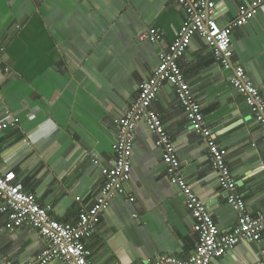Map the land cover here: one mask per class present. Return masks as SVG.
I'll use <instances>...</instances> for the list:
<instances>
[{"label": "crops", "instance_id": "0c3cea01", "mask_svg": "<svg viewBox=\"0 0 264 264\" xmlns=\"http://www.w3.org/2000/svg\"><path fill=\"white\" fill-rule=\"evenodd\" d=\"M214 2V17L227 26L250 0ZM185 17L178 0H0V120L20 118L18 126L0 132V170L15 171L55 219L76 223L81 207L95 204L105 185L102 169L115 162L118 119L137 99L141 81L159 66L161 50L173 43ZM150 27L162 32V42L139 38ZM232 45L234 64L245 68L254 85L263 84V7L234 27ZM179 65L216 141L227 149L249 211L264 213V130L233 88L232 70L199 34ZM153 108L175 144L185 178L220 230H230L238 210L228 203L174 84L161 83ZM155 139L144 120L135 125L125 191L110 198L87 239L92 264H147L161 254L188 257L196 248L194 218L185 195L167 177ZM7 221L8 214L0 212V264H35L46 238L26 227L7 230ZM259 246L264 247V230ZM259 246L242 240L212 264H262Z\"/></svg>", "mask_w": 264, "mask_h": 264}, {"label": "built area", "instance_id": "2783aa9c", "mask_svg": "<svg viewBox=\"0 0 264 264\" xmlns=\"http://www.w3.org/2000/svg\"><path fill=\"white\" fill-rule=\"evenodd\" d=\"M185 9L186 17L173 43L161 50L160 64L155 72L139 84L135 102L118 119L117 138L113 144L114 165L105 166L102 174L105 185L93 206L81 207L78 221L69 223L55 219L49 206L42 205L36 196L25 190L23 182L13 170H0V212L8 214L7 230L26 227L39 232L47 245L35 264H48L54 259L66 264H92L91 250L87 239L97 230L101 213L110 205V198L125 191V183L131 176V156L135 137V125L144 120L156 135V146L162 149V159L167 177L186 197V206L194 218L193 228L198 235L196 248L188 257L161 254L147 264H212L213 261L233 250L242 240L259 246L263 239L264 213L254 216L246 200L238 191V184L227 161V149L216 141L213 130L207 124L201 104L188 83L179 60L186 52L192 38L199 34L210 46L213 54L226 69H231L230 81L233 88L243 94L250 105L255 120L264 130V83L254 85L242 65L233 62L234 49L232 32L235 26L248 23L264 8V0H250L241 5L239 15L233 24L221 26L213 15L214 0H178ZM142 40L154 43L163 40V34L150 27L139 34ZM3 59L0 55V63ZM9 70V68H7ZM176 86L177 95L193 130L204 139L212 168L217 173L220 187L226 192L228 203L238 210V218L228 231H221L208 207L200 200L185 178L182 162L175 144L166 130L161 117L153 108L162 82ZM20 118L11 116L0 120V132L8 127L18 126ZM264 144V138H263ZM99 163V160H95ZM77 201L81 197L76 198ZM134 200V197L131 198ZM259 256L264 264V247L259 246Z\"/></svg>", "mask_w": 264, "mask_h": 264}, {"label": "water", "instance_id": "95a60500", "mask_svg": "<svg viewBox=\"0 0 264 264\" xmlns=\"http://www.w3.org/2000/svg\"><path fill=\"white\" fill-rule=\"evenodd\" d=\"M253 244L256 246L257 244L253 242ZM258 246V245H257Z\"/></svg>", "mask_w": 264, "mask_h": 264}, {"label": "trees", "instance_id": "16d2710c", "mask_svg": "<svg viewBox=\"0 0 264 264\" xmlns=\"http://www.w3.org/2000/svg\"><path fill=\"white\" fill-rule=\"evenodd\" d=\"M58 260V259H57ZM49 264V263H48Z\"/></svg>", "mask_w": 264, "mask_h": 264}]
</instances>
